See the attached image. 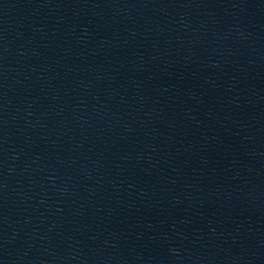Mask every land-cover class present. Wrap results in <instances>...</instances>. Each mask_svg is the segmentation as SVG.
<instances>
[{"label":"water","instance_id":"water-1","mask_svg":"<svg viewBox=\"0 0 264 264\" xmlns=\"http://www.w3.org/2000/svg\"><path fill=\"white\" fill-rule=\"evenodd\" d=\"M144 264H264V0H174Z\"/></svg>","mask_w":264,"mask_h":264}]
</instances>
